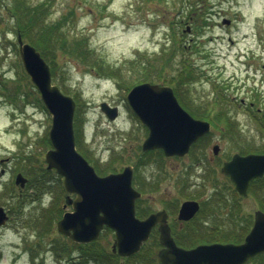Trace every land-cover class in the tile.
<instances>
[{
  "label": "rangeland",
  "instance_id": "obj_1",
  "mask_svg": "<svg viewBox=\"0 0 264 264\" xmlns=\"http://www.w3.org/2000/svg\"><path fill=\"white\" fill-rule=\"evenodd\" d=\"M29 1L46 2L49 22L65 18L60 28L66 44L85 39L94 52H89L88 60L98 61L83 62L69 47L61 46L52 59L56 70L53 82L78 98L74 128L78 124L81 149L99 174L122 171L140 157L148 129L136 119L126 96L132 87L146 81L181 86L180 92L202 97L200 107L206 108V117L214 125L207 138L210 145H198L183 160L161 157L158 162L160 156L155 151L144 156L152 160L139 170V179L147 181L144 187L178 188L175 179L189 178L187 167L193 162L191 179L197 170L204 171V164L196 162L200 159L197 155L204 156L202 161L213 157L217 164L247 145L264 149V0ZM12 3L5 0V6H0V159L5 158L3 165L9 171L0 179V206L6 213L10 208L13 214L0 228V264H77L75 258L80 254L74 253L72 240L56 226L66 209L71 210L67 196L75 193L65 190L64 176L55 168L44 177L48 165L45 155L52 148L48 136L52 114L39 100L40 91L23 67ZM181 45L167 63L170 51ZM103 66L117 70L118 75L101 70L106 69ZM184 68L193 70V77L178 85L176 79ZM14 89L17 102L11 97ZM243 97L254 102L251 111L238 104ZM103 101L119 107L116 120H110L102 111ZM221 108L224 111L214 114ZM228 120L235 136L228 134ZM240 140L250 141L244 146L238 144ZM215 143L220 145L218 154L213 150ZM18 173L28 179L22 194L21 186L16 184ZM146 192L149 196V189ZM226 223L231 228V223ZM114 238L113 230H105L96 240L110 247ZM54 247L72 251L61 253ZM141 261L138 255L122 264ZM88 264L95 263L90 260Z\"/></svg>",
  "mask_w": 264,
  "mask_h": 264
},
{
  "label": "water",
  "instance_id": "obj_2",
  "mask_svg": "<svg viewBox=\"0 0 264 264\" xmlns=\"http://www.w3.org/2000/svg\"><path fill=\"white\" fill-rule=\"evenodd\" d=\"M18 41L23 66L52 114L49 131L52 148L45 155L47 167L61 173L65 190L76 195L74 199L67 196L66 204H73V210L66 211L57 221L58 230L77 242H92L105 226H109L116 232L114 248L121 256L137 253L160 216L151 214L144 220L136 216L135 202L140 192L132 183L133 166L126 165L122 171L106 175L97 173L77 148L76 99L53 83L50 64L33 44L23 40L21 33ZM127 98L149 128L143 150L162 148L167 156H184L191 144L211 128L209 121L193 117L181 106L172 86L144 82L132 87ZM101 107L110 119L117 118V106L102 102ZM214 148L217 151L219 146ZM222 171L231 176L240 192L245 193L250 179L264 174V154H235L223 163ZM27 180L18 173L17 183L25 186ZM197 208L198 202L186 201L180 215L189 218ZM7 219L8 214L0 206V227ZM160 229L164 245L159 251L162 264H243L264 250L263 212L258 213L251 233L240 244L213 243L185 249L175 243L164 221Z\"/></svg>",
  "mask_w": 264,
  "mask_h": 264
},
{
  "label": "flooded vegetation",
  "instance_id": "obj_3",
  "mask_svg": "<svg viewBox=\"0 0 264 264\" xmlns=\"http://www.w3.org/2000/svg\"><path fill=\"white\" fill-rule=\"evenodd\" d=\"M192 77L193 76H191V78ZM189 79V77H179L176 79V82L178 81L184 84L186 83L185 81ZM171 86L173 87L174 93L179 103L185 110H187L193 117L206 120L211 123L210 130L204 133L191 144L189 152L186 155H164L163 157L167 160L174 158L180 161L185 159L187 156H190L191 153L195 152V148L198 147V145H205L206 148L208 144L207 138L212 134L214 121L206 117V108L204 107L202 109L200 107L202 97H192L188 93L180 92L182 91L181 86ZM8 89L9 87L8 85H6L5 91H8ZM232 96L236 97V94H233ZM15 101L17 102L16 99ZM253 103V101H247L243 97L239 100L238 104L245 106L246 108L250 107L249 110L251 111L253 109ZM205 106H208V104H206ZM222 111H224L223 108L219 109L214 114H220ZM201 115H203L204 117H201ZM230 125L227 126L229 128L228 134H233L235 136L236 131L232 129V124ZM144 127L146 128L147 126L144 125ZM239 135L241 136V131ZM247 141L250 140H240L238 144L244 145ZM209 145L210 144H208V146ZM215 145L219 144H213L214 153L218 154L219 149L215 151ZM147 152L148 150L142 149L140 157L134 163V165L132 164L134 170L133 185L140 192V196H138L135 202V213L136 216L141 220L148 218L151 214H159L160 216L158 221H156V223L152 226L149 236L143 242L141 248L142 250L147 247L150 248L151 254H153L157 260L156 264H161L159 251L164 248V245L162 244V233L160 229L163 221L164 224L169 227L170 235L172 236L175 243L179 247H183L185 249H192L202 244H240L245 241L246 237L251 233L253 227L256 224L258 213H264V174L262 176H255L251 178L247 185V188L245 189V193H243L237 189L236 184L232 180L231 176L222 171V166L225 161L232 159L235 154H240L243 156L251 153L264 154V149H252L247 145L241 150L235 151L231 155H228L222 160V162H218L217 164L214 163L213 157L202 161L201 159L204 156L201 157L200 155H197L196 158L200 159L196 162L197 164H199L201 161V163L204 164V167L202 168L204 171H202L201 173L199 170H197V172L191 179L190 173L195 163L193 162L187 167V169H189L190 179L188 177L181 176L175 179V183L178 188L164 189H161L160 187L159 189L156 186L150 188L144 187L143 184L147 181L144 179H139L140 167H146L150 163H152V160H147L144 158V156H148L150 154ZM160 159L161 157H158L157 161L160 162ZM4 161L5 158L0 159V173H2L0 175V179L2 177H5L9 172L6 166L3 165ZM197 178H202L203 181H194ZM220 178L222 179V181ZM138 180L141 181V183H137ZM192 185L197 186L196 188H193ZM23 187L24 186H21L22 189H20V194H22L24 191ZM147 189H149L150 191L149 196L146 195ZM226 192H228V194ZM74 198L75 196H71V199ZM186 201L198 202V208L189 218H182L180 212L183 203ZM6 210L9 218H13L11 209L7 208ZM71 210H73V204H71ZM226 222L231 223V228L226 227ZM222 223L224 224V226L221 225ZM105 230H109L111 232L113 230L114 235L116 236L115 230L108 226H105L103 228L101 234ZM226 233L228 234V236L224 235ZM72 242V250H74V253L77 251L80 254L75 258V260L82 261L83 259L90 257V260L94 261L95 264H122L123 260L131 261L133 260V256L136 257V255L128 257L121 256L114 248L115 238L110 247L99 245V242H97V240L89 243H81L74 240H72ZM90 249L94 250L93 252L96 253H90ZM98 254H100V257L96 256ZM81 261L80 264L82 263ZM243 264H264V250L250 257Z\"/></svg>",
  "mask_w": 264,
  "mask_h": 264
},
{
  "label": "trees",
  "instance_id": "obj_4",
  "mask_svg": "<svg viewBox=\"0 0 264 264\" xmlns=\"http://www.w3.org/2000/svg\"><path fill=\"white\" fill-rule=\"evenodd\" d=\"M0 6L4 7L5 6V0H0ZM13 19L15 20V24L18 28V32L21 33L22 36H24L25 38H28L29 42L31 44H33L42 54V56L49 62L51 70L53 72V78H55L56 75V70L53 66V58H54V54H56L57 52V48L59 46L63 47V48H67L69 47V49H71L70 51L75 54L77 57H79V59H81L83 62H92V63H96L98 61H93V60H88V55L90 56L91 53H94L92 48L90 49L87 45H86V40L84 39H79V40H75L74 42H71V45H67V39H66V35L62 33L61 31V20L65 19H59L57 21H53V22H49L46 20V14H47V5L46 2H41V3H37V4H33L32 2H30L29 0H13V3L10 7ZM204 19V20H203ZM203 21L204 24L207 23L206 22V17H203ZM175 34V33H174ZM175 42H178L176 39H174ZM183 45H181L180 47H174L172 49L171 52V56L168 57V59H166L167 63H171L170 59L172 58V55L175 54L177 52V49L181 48ZM92 50V52H91ZM91 52V53H89ZM53 59V60H52ZM98 60V59H97ZM152 63V62H151ZM149 66H145V70H148ZM103 68H106L103 66ZM107 69V70H106ZM104 69H101L105 72H107L110 75H118V71L117 70H113L112 68L108 67ZM148 73H150V70L148 71ZM194 71L193 70H188V68H184L181 73H180V77L181 78H185V77H189L191 79V76H193ZM147 77V76H146ZM146 79V78H142L141 80ZM138 82H140V80H138ZM187 82V80L185 81ZM177 84H183L182 82H177ZM17 90V89H16ZM20 90V88H19ZM77 97V96H76ZM78 101V98H77ZM134 115L137 117V115L134 113ZM201 117H204L203 115H201ZM218 118V117H216ZM230 121H227V125H230ZM75 133H76V140H77V145L79 147V149L83 152V154L89 158V156H87V153L81 149V145H83L81 142H83L82 140V131L79 129L78 124H76L75 126ZM51 143V142H50ZM156 152L160 157L163 158L164 153L162 149H157V150H149L147 153H152V152ZM98 169V168H96ZM52 170L51 169H45L44 170V177H46L49 173H51ZM62 190H64V188L62 187ZM55 204V201L53 203V205ZM47 208V207H46ZM49 208V207H48ZM52 207H50L51 209ZM60 215L63 212L62 208L60 209ZM53 220L50 221V224H52ZM58 250V248H57ZM71 250V249H70ZM69 248H62L61 251L65 252V253H70ZM59 252H61L60 250H58ZM72 251V250H71ZM94 250L90 249V253H96L93 252ZM61 252V253H63ZM100 254L96 255L98 257ZM140 255L141 258V264H156L157 260L154 257L153 254H151V250L149 247L145 248L144 250L140 251L138 254H136V256Z\"/></svg>",
  "mask_w": 264,
  "mask_h": 264
}]
</instances>
